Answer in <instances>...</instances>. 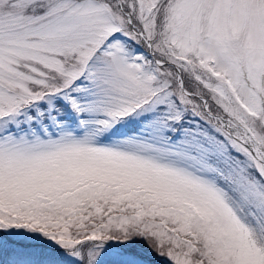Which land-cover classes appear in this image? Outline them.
<instances>
[{
  "label": "snow or ice",
  "instance_id": "1",
  "mask_svg": "<svg viewBox=\"0 0 264 264\" xmlns=\"http://www.w3.org/2000/svg\"><path fill=\"white\" fill-rule=\"evenodd\" d=\"M0 264H264V0H0Z\"/></svg>",
  "mask_w": 264,
  "mask_h": 264
}]
</instances>
